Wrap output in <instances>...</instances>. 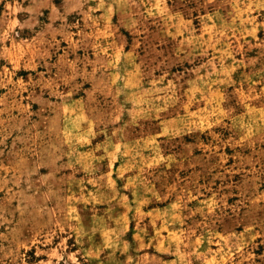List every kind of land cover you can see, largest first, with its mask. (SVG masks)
<instances>
[{
	"label": "rangeland",
	"instance_id": "374dc122",
	"mask_svg": "<svg viewBox=\"0 0 264 264\" xmlns=\"http://www.w3.org/2000/svg\"><path fill=\"white\" fill-rule=\"evenodd\" d=\"M0 264H264V0H0Z\"/></svg>",
	"mask_w": 264,
	"mask_h": 264
}]
</instances>
